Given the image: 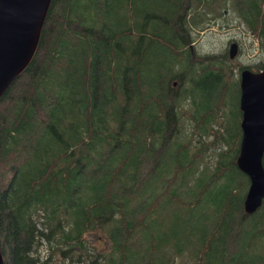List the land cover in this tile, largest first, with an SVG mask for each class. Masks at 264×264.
Wrapping results in <instances>:
<instances>
[{"label":"trees","instance_id":"trees-1","mask_svg":"<svg viewBox=\"0 0 264 264\" xmlns=\"http://www.w3.org/2000/svg\"><path fill=\"white\" fill-rule=\"evenodd\" d=\"M230 3L264 49V0ZM220 8L219 0H51L32 60L0 98V247L9 264H46L34 254L40 242L47 259L78 254L82 264H264L256 242L264 200L252 214L243 209L239 121L213 174L172 142L180 116L191 122L189 104L205 124L230 119L233 90L238 108L229 63L193 58L187 47ZM218 181L232 186L211 200V214L204 193ZM99 231L98 250L88 237Z\"/></svg>","mask_w":264,"mask_h":264},{"label":"rangeland","instance_id":"rangeland-1","mask_svg":"<svg viewBox=\"0 0 264 264\" xmlns=\"http://www.w3.org/2000/svg\"><path fill=\"white\" fill-rule=\"evenodd\" d=\"M230 1L231 0H219L221 3L220 10L210 13L206 17L202 18V25L205 22H209L208 27L200 31L198 30L196 32H190L191 38L190 42L187 44V47L190 48L193 58L195 57V54L221 56L224 61L229 63L231 70L230 73L233 79L237 80L238 82L240 71L243 68H249L253 71H258L262 68L261 64L264 66V49L261 48L256 35L251 31H245L243 29L245 26L244 24L243 26L239 24L241 18L240 20L238 19L237 16L239 15L236 12V9L232 7ZM186 13L191 14L193 11L189 10L186 11ZM188 14L186 16H188ZM227 16L229 17V21L226 19ZM236 24H238L239 27H235ZM197 32L199 33L198 35L196 34ZM233 41L238 44V51L236 56L230 59L228 50L229 44ZM195 46H198V51L196 52H194ZM180 84L181 80L179 78H170V87L172 88V91L178 90L177 94L181 91ZM194 96L200 100L202 93L200 90H197V93L196 91L194 92ZM234 99H236L235 90H233L230 94L231 103H229V109L227 110L230 119H227V116H224L225 119L221 118V120L223 119L222 122L221 120L219 122L209 120L206 122V124L203 122L202 118L200 120H196V117L194 118L192 116L189 104L187 108V117L188 119L190 118L191 122H188L186 125L182 126L180 116L178 125L173 133L174 137L172 142L179 144L181 147H188L191 151L193 159L196 161H203L207 171L210 172V174L216 172L215 170L218 167L221 158L225 156L223 153L226 150H229L227 131L237 130L238 121L240 124L241 111L239 106L236 108L232 103V100ZM205 109L206 105L201 102L197 107V114L203 113ZM183 114L184 112L181 113V115ZM2 127L3 126L1 125L0 128ZM152 166L153 161L148 164V170H150ZM230 186H232V183L218 181L217 183L212 184L210 188H208V190L204 193V199L207 202V205L211 208V214L215 207V205L211 203V200H213V202L218 200V198L226 193V190ZM237 221L238 220L236 219L235 224H237ZM4 235L5 233H3V236ZM105 238V234L101 231L95 234L92 233L88 237L89 245L95 249L98 247L99 250V242L104 241V243H106ZM263 241L264 235L259 236V239L256 240V242ZM43 243L44 242H40L37 244L34 254L39 256L41 261H48L46 264H82L77 257L78 254L73 255L71 258H65L63 253L58 252L47 259L46 246L43 245ZM253 251L255 252V246ZM41 255H43V257ZM9 256L10 250L8 249V252L6 251L5 256L3 257L4 264H9ZM174 264L189 263L185 258L179 257L175 259Z\"/></svg>","mask_w":264,"mask_h":264},{"label":"water","instance_id":"water-1","mask_svg":"<svg viewBox=\"0 0 264 264\" xmlns=\"http://www.w3.org/2000/svg\"><path fill=\"white\" fill-rule=\"evenodd\" d=\"M51 0H0V98L32 60ZM236 42L229 44L234 58ZM241 130L236 164L248 177L243 200L245 214H252L264 200V67L244 68L239 76ZM0 247V264H4Z\"/></svg>","mask_w":264,"mask_h":264},{"label":"flooded vegetation","instance_id":"flooded-vegetation-1","mask_svg":"<svg viewBox=\"0 0 264 264\" xmlns=\"http://www.w3.org/2000/svg\"><path fill=\"white\" fill-rule=\"evenodd\" d=\"M239 126H240V124H239ZM240 129H241V127H240Z\"/></svg>","mask_w":264,"mask_h":264}]
</instances>
